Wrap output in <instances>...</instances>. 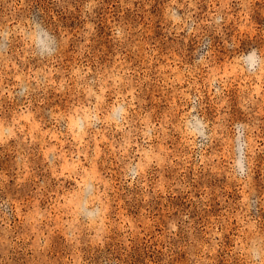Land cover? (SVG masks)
<instances>
[{
	"label": "rangeland",
	"instance_id": "374dc122",
	"mask_svg": "<svg viewBox=\"0 0 264 264\" xmlns=\"http://www.w3.org/2000/svg\"><path fill=\"white\" fill-rule=\"evenodd\" d=\"M0 264H264V0H0Z\"/></svg>",
	"mask_w": 264,
	"mask_h": 264
}]
</instances>
